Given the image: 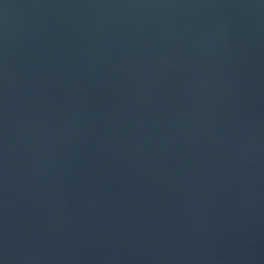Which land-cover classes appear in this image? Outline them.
<instances>
[{
  "label": "water",
  "instance_id": "1",
  "mask_svg": "<svg viewBox=\"0 0 264 264\" xmlns=\"http://www.w3.org/2000/svg\"><path fill=\"white\" fill-rule=\"evenodd\" d=\"M0 264H264V0H0Z\"/></svg>",
  "mask_w": 264,
  "mask_h": 264
}]
</instances>
